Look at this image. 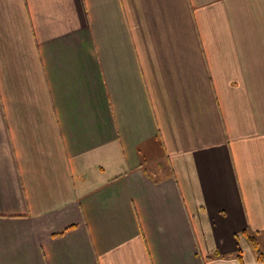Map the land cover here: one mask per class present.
Here are the masks:
<instances>
[{"label": "crops", "instance_id": "0c3cea01", "mask_svg": "<svg viewBox=\"0 0 264 264\" xmlns=\"http://www.w3.org/2000/svg\"><path fill=\"white\" fill-rule=\"evenodd\" d=\"M264 0H0V264H264Z\"/></svg>", "mask_w": 264, "mask_h": 264}, {"label": "trees", "instance_id": "16d2710c", "mask_svg": "<svg viewBox=\"0 0 264 264\" xmlns=\"http://www.w3.org/2000/svg\"><path fill=\"white\" fill-rule=\"evenodd\" d=\"M248 241L255 252L256 259L262 263H264V252L260 249L257 239L254 235L246 234Z\"/></svg>", "mask_w": 264, "mask_h": 264}, {"label": "rangeland", "instance_id": "374dc122", "mask_svg": "<svg viewBox=\"0 0 264 264\" xmlns=\"http://www.w3.org/2000/svg\"><path fill=\"white\" fill-rule=\"evenodd\" d=\"M261 249H263L262 246H261Z\"/></svg>", "mask_w": 264, "mask_h": 264}]
</instances>
